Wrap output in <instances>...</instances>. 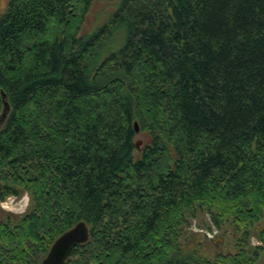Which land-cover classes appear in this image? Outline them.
<instances>
[{
    "label": "trees",
    "instance_id": "obj_1",
    "mask_svg": "<svg viewBox=\"0 0 264 264\" xmlns=\"http://www.w3.org/2000/svg\"><path fill=\"white\" fill-rule=\"evenodd\" d=\"M93 1L0 18V201L32 204L0 220V264H41L82 221L73 264H254L185 231L208 215L264 245V0H119L80 36Z\"/></svg>",
    "mask_w": 264,
    "mask_h": 264
},
{
    "label": "rangeland",
    "instance_id": "obj_2",
    "mask_svg": "<svg viewBox=\"0 0 264 264\" xmlns=\"http://www.w3.org/2000/svg\"><path fill=\"white\" fill-rule=\"evenodd\" d=\"M119 0H94L90 11L86 15L84 23L80 30V36L91 35L97 28L101 27L108 21L109 15L115 10ZM9 0H0V18L6 11ZM106 55H104L105 57ZM146 140L145 135H139L137 141H141L140 148ZM26 192H22L19 197L9 201L15 212H5L0 209V220L4 219L7 214L13 217L24 216L31 208L32 204L24 210V202L21 199ZM191 225L185 231V241L187 248H196L201 250L205 255L214 258L218 254L234 253V245L240 243L239 235L235 230L225 231L217 229L212 225L208 215H199L196 219L191 220ZM251 242L258 244L256 232L251 234ZM241 244V243H240ZM259 264H264V258Z\"/></svg>",
    "mask_w": 264,
    "mask_h": 264
},
{
    "label": "water",
    "instance_id": "obj_3",
    "mask_svg": "<svg viewBox=\"0 0 264 264\" xmlns=\"http://www.w3.org/2000/svg\"><path fill=\"white\" fill-rule=\"evenodd\" d=\"M4 107L9 110L8 103L4 102ZM136 132L139 133L138 123H134ZM141 141H137L139 148ZM90 237L89 227L85 222H79L73 228L60 236L52 245L47 256L42 260L41 264H73L69 261L73 249L80 244L88 242Z\"/></svg>",
    "mask_w": 264,
    "mask_h": 264
},
{
    "label": "flooded vegetation",
    "instance_id": "obj_4",
    "mask_svg": "<svg viewBox=\"0 0 264 264\" xmlns=\"http://www.w3.org/2000/svg\"><path fill=\"white\" fill-rule=\"evenodd\" d=\"M258 244H253L251 242V239L249 240L248 244H235L234 245V249L235 252L234 253H229L233 256L239 257L242 256L243 254L249 257H256V261L254 262V264H259L260 262H262V259L264 258V245L263 243L258 239ZM262 248V250H258L259 248ZM242 250H245L244 252H242ZM219 255V254H218ZM224 255V254H223Z\"/></svg>",
    "mask_w": 264,
    "mask_h": 264
},
{
    "label": "clouds",
    "instance_id": "obj_5",
    "mask_svg": "<svg viewBox=\"0 0 264 264\" xmlns=\"http://www.w3.org/2000/svg\"><path fill=\"white\" fill-rule=\"evenodd\" d=\"M14 198L9 196L6 200L0 201V209L5 212H15L16 210L10 206L9 201L13 200ZM24 202V210L26 211L27 208L31 204V196L30 193H25L24 196L21 198Z\"/></svg>",
    "mask_w": 264,
    "mask_h": 264
}]
</instances>
